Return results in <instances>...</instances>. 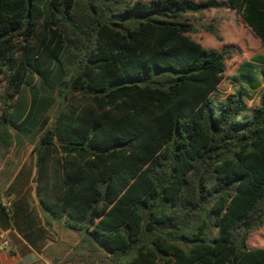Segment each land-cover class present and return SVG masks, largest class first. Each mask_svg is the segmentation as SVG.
<instances>
[{"label": "trees", "instance_id": "1", "mask_svg": "<svg viewBox=\"0 0 264 264\" xmlns=\"http://www.w3.org/2000/svg\"><path fill=\"white\" fill-rule=\"evenodd\" d=\"M225 2L264 43V0ZM220 4L0 0V148L32 144L41 207L81 234L66 261L264 264L246 243L264 224V71L216 102L228 51L183 17Z\"/></svg>", "mask_w": 264, "mask_h": 264}, {"label": "rangeland", "instance_id": "2", "mask_svg": "<svg viewBox=\"0 0 264 264\" xmlns=\"http://www.w3.org/2000/svg\"><path fill=\"white\" fill-rule=\"evenodd\" d=\"M133 1H148V0H127ZM202 1V0H194ZM221 4L215 8H210L198 13H186L183 15L190 24L191 31L189 36L195 41L199 42L202 47L206 49L221 50L225 47L228 51V56L224 55V70L223 78L218 84L217 88L212 92L211 96L216 101H222L225 95L231 92L238 84H244L241 79L242 74H251L260 81L259 72L264 71V43H261L254 33L247 27L240 16L231 9L225 0H217ZM215 34L220 39L215 38ZM36 82V79L33 80ZM245 85V84H244ZM63 89L66 88L63 85ZM3 81L0 80V114L2 108L5 107L3 102ZM259 86L247 87L245 93V109L242 112L243 116L249 114L250 110L257 104ZM25 95V93H22ZM55 95V103L48 110L49 121L51 122L55 111L63 106L64 101ZM35 138L31 141L33 142ZM32 144L26 139H21L18 144L10 145L7 148H0V161L6 154L18 155L25 153L31 149ZM9 158V157H8ZM70 238L76 244L81 236L79 233L69 231ZM86 250H91L88 244L81 242ZM246 243L249 247L264 246V224L255 231L247 235ZM71 249L62 254L60 258L51 262V264H83L80 260L66 261V257L72 252ZM97 253L99 249L95 247ZM42 264V263H40Z\"/></svg>", "mask_w": 264, "mask_h": 264}, {"label": "crops", "instance_id": "3", "mask_svg": "<svg viewBox=\"0 0 264 264\" xmlns=\"http://www.w3.org/2000/svg\"><path fill=\"white\" fill-rule=\"evenodd\" d=\"M33 174L31 149L0 161V240L7 243L0 247V264H51L75 243L62 219L41 207Z\"/></svg>", "mask_w": 264, "mask_h": 264}, {"label": "built area", "instance_id": "4", "mask_svg": "<svg viewBox=\"0 0 264 264\" xmlns=\"http://www.w3.org/2000/svg\"><path fill=\"white\" fill-rule=\"evenodd\" d=\"M7 243L4 239L0 240V247L5 246Z\"/></svg>", "mask_w": 264, "mask_h": 264}, {"label": "water", "instance_id": "5", "mask_svg": "<svg viewBox=\"0 0 264 264\" xmlns=\"http://www.w3.org/2000/svg\"><path fill=\"white\" fill-rule=\"evenodd\" d=\"M61 87L63 88L64 86H63V85H61Z\"/></svg>", "mask_w": 264, "mask_h": 264}]
</instances>
